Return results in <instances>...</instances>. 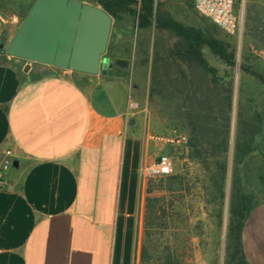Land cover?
Listing matches in <instances>:
<instances>
[{
	"label": "crops",
	"instance_id": "0c3cea01",
	"mask_svg": "<svg viewBox=\"0 0 264 264\" xmlns=\"http://www.w3.org/2000/svg\"><path fill=\"white\" fill-rule=\"evenodd\" d=\"M35 2L0 0V264H138L144 169L166 146L130 116L127 72L35 79L7 53ZM242 239L264 264V200Z\"/></svg>",
	"mask_w": 264,
	"mask_h": 264
},
{
	"label": "trees",
	"instance_id": "16d2710c",
	"mask_svg": "<svg viewBox=\"0 0 264 264\" xmlns=\"http://www.w3.org/2000/svg\"><path fill=\"white\" fill-rule=\"evenodd\" d=\"M95 1L117 22L133 17L140 28L157 31L151 94L175 107L174 113L189 137L184 146L187 158L199 167L191 176V172H175L149 180L140 264H195L185 258V245H189L191 238L183 240L175 232L179 227L182 201L199 188L203 202L214 204L215 218L221 229L231 158L236 170L229 207L228 242L230 262L236 263L245 257L243 229L257 205L254 193L245 190L249 178L242 175L241 166L264 149V112L256 106L240 105L234 144L232 142L234 77L238 66L236 47L223 37L216 25L207 24L199 15L179 19L159 0ZM243 68L245 70V66ZM58 70L35 63L31 72L35 79H40ZM257 77L264 83V76ZM259 178L264 181V174ZM166 230L171 231L170 235H165Z\"/></svg>",
	"mask_w": 264,
	"mask_h": 264
},
{
	"label": "rangeland",
	"instance_id": "374dc122",
	"mask_svg": "<svg viewBox=\"0 0 264 264\" xmlns=\"http://www.w3.org/2000/svg\"><path fill=\"white\" fill-rule=\"evenodd\" d=\"M159 2H163L164 7L179 19H187V16L192 19L191 16L199 15L198 17L203 18L207 24H213L207 17L196 11L192 0H159ZM236 8L245 15V28L242 35L235 36L220 29L223 37L236 47L238 62L234 77L233 144L237 124L236 115L240 105L246 108L256 106L264 112V83L257 77L258 75L264 76V0H236ZM157 37V31L154 28H140L138 20L133 17L125 18L121 22L114 19L107 55L115 60L125 59L129 62L125 68L127 72L125 78L131 83V89L129 92L124 87V93L126 98L130 96L131 99L130 116L143 130L145 136L147 134H167L172 130L187 133L186 128L182 126L181 119L174 113L175 107L168 106L160 96L151 94L152 69L155 57L154 45ZM243 66H245V70L242 69ZM252 72H256L257 75L252 74ZM262 144L264 145V142ZM165 146L164 152L170 153L174 158L176 173L191 172L190 176L196 173L199 167L189 161L187 150L184 147ZM241 169L242 175L246 174L249 178L248 183H245V190L254 193V201L257 203L264 200V181L259 178L260 174H264V149L256 153L245 165H242ZM235 170L236 166L231 158L226 184L224 220L221 229L218 228V222L215 218L216 208L214 204L206 205L203 202L204 198L199 188H196L188 198L183 199V206L180 208L181 217L178 218L177 223L179 227L175 232L183 240L185 237L191 238L189 245H185V258L188 262L195 264H236L239 261L230 262L231 249L230 242H228L231 216L229 207L231 194L234 190ZM158 178L145 176L144 205L149 180ZM143 228L139 244L138 264H140ZM170 233L171 231H165L166 236Z\"/></svg>",
	"mask_w": 264,
	"mask_h": 264
},
{
	"label": "water",
	"instance_id": "95a60500",
	"mask_svg": "<svg viewBox=\"0 0 264 264\" xmlns=\"http://www.w3.org/2000/svg\"><path fill=\"white\" fill-rule=\"evenodd\" d=\"M4 18L8 16L0 9ZM114 18L102 7L82 0H36L7 53L59 69L114 75L107 55ZM126 68L129 62L118 59ZM236 264H246L240 259Z\"/></svg>",
	"mask_w": 264,
	"mask_h": 264
},
{
	"label": "built area",
	"instance_id": "2783aa9c",
	"mask_svg": "<svg viewBox=\"0 0 264 264\" xmlns=\"http://www.w3.org/2000/svg\"><path fill=\"white\" fill-rule=\"evenodd\" d=\"M196 11L207 17L214 25L228 34L240 36L245 28V15L236 8V0H192ZM26 69H32L37 63L32 60L22 59ZM148 139L165 145L184 147L188 143V134L179 130H172L167 134H147ZM4 167L8 168L13 163L10 151L7 150ZM176 172L175 161L170 153L162 152L150 166L144 169L146 175L162 177ZM3 181V180H2ZM4 183V181H3Z\"/></svg>",
	"mask_w": 264,
	"mask_h": 264
},
{
	"label": "flooded vegetation",
	"instance_id": "af4514ba",
	"mask_svg": "<svg viewBox=\"0 0 264 264\" xmlns=\"http://www.w3.org/2000/svg\"><path fill=\"white\" fill-rule=\"evenodd\" d=\"M112 58V57H111ZM116 73H126L125 68L121 67L118 63L117 60H114V66H113Z\"/></svg>",
	"mask_w": 264,
	"mask_h": 264
}]
</instances>
